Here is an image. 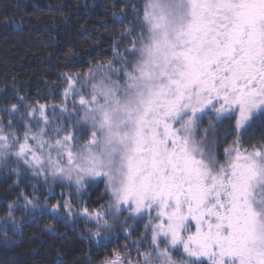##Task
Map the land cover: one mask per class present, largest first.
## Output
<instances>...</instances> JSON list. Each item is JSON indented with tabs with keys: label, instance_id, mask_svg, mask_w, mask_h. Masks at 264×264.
Masks as SVG:
<instances>
[{
	"label": "snow or ice",
	"instance_id": "snow-or-ice-1",
	"mask_svg": "<svg viewBox=\"0 0 264 264\" xmlns=\"http://www.w3.org/2000/svg\"><path fill=\"white\" fill-rule=\"evenodd\" d=\"M113 17L111 56L62 72L59 105L2 110L0 171L68 191L21 192L0 236L21 211L83 220L106 249L88 264H264V0H124ZM129 219L145 221L131 242Z\"/></svg>",
	"mask_w": 264,
	"mask_h": 264
},
{
	"label": "trees",
	"instance_id": "trees-1",
	"mask_svg": "<svg viewBox=\"0 0 264 264\" xmlns=\"http://www.w3.org/2000/svg\"><path fill=\"white\" fill-rule=\"evenodd\" d=\"M123 3L124 0H0V117L6 122L2 110L17 103L21 96L26 97L24 105L37 100L59 105L63 82L58 77L62 72L83 73L90 61L111 56L112 41L120 29L113 12L119 13ZM53 90L55 94H51ZM232 139L229 136L227 142ZM224 146L220 147L221 153ZM30 177L31 173H27L17 182L15 175L0 171V216L21 192L39 197L41 204L50 207L60 199L62 191H68L51 182L44 184L42 178L37 181ZM33 185L37 187L35 193ZM102 188L103 184L85 195V200L91 197L90 207H95ZM49 189L54 195L49 196ZM22 205L21 199L19 206ZM16 216L23 228L7 244L0 236V264H88L89 259H101L106 251L90 243L83 220L73 223L38 215L25 222L21 211ZM126 216L127 213L120 216L115 226L120 238L113 239L108 249L112 244L125 243L122 222ZM144 223L127 221L136 230L129 242L139 237ZM49 227L54 231H48Z\"/></svg>",
	"mask_w": 264,
	"mask_h": 264
}]
</instances>
